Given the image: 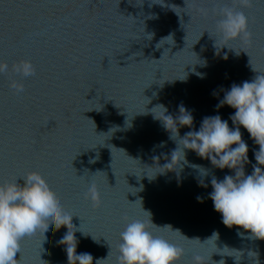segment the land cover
I'll use <instances>...</instances> for the list:
<instances>
[{
	"label": "water",
	"instance_id": "1",
	"mask_svg": "<svg viewBox=\"0 0 264 264\" xmlns=\"http://www.w3.org/2000/svg\"><path fill=\"white\" fill-rule=\"evenodd\" d=\"M212 5L213 0H0V59L11 66L26 57L36 68L20 94L8 86L14 74L0 75V181L39 170L75 215L73 225L86 233H74L76 252L90 253L93 264L107 256L109 246L100 264H116L124 218L143 210L157 225L154 234L183 247L178 264H191L193 254L205 264H264V240L225 226L208 198L209 179H222L230 170L185 149L178 170L146 175L164 171L150 166L166 163L177 147L151 108L163 104L175 115L183 104L196 130L205 116L228 119L234 112L227 105L215 108L221 89L264 73V0H252L243 10L250 38L235 39L218 54ZM198 8L209 12L202 15ZM189 130L179 127L176 139ZM240 130L249 146L244 170L250 174L258 145ZM199 167L207 170L208 187L198 186ZM90 179L102 200L95 210L82 195ZM65 232L61 226L48 242L22 243L18 264H67L64 246L56 243Z\"/></svg>",
	"mask_w": 264,
	"mask_h": 264
},
{
	"label": "clouds",
	"instance_id": "2",
	"mask_svg": "<svg viewBox=\"0 0 264 264\" xmlns=\"http://www.w3.org/2000/svg\"><path fill=\"white\" fill-rule=\"evenodd\" d=\"M251 6L252 0H231L230 4L213 0L210 11L217 17L214 25L219 40V44L214 40L217 54L222 47L229 48V42L237 38L242 41L250 38V18L243 10ZM197 11L207 15L209 9L198 8ZM223 58H227L226 54ZM9 72L14 77L9 79L8 86L14 93L20 94L24 91L23 81L35 76L36 68L31 59L26 57L13 62L11 66L0 59V75ZM258 73L251 80L239 84L233 82L226 90L221 89L223 97L215 108L227 105L234 109L228 119H221L218 113L205 116L196 130H192L191 111L183 104L177 106L175 115L168 113L163 104L151 108L149 111L153 118L159 120L170 133V139L176 140L177 147L171 151L166 163L150 166L164 168V171L146 175L152 178L158 173L178 170L181 162H186L185 149L192 150L201 159H207L215 168H227L231 174L226 173L222 179L213 175L208 181L211 186L208 198L212 201L213 209L220 214L225 226H237L238 235L247 233L250 239L264 240V73ZM212 95L215 96L216 92L213 91ZM229 120L232 127L229 126ZM182 126L190 130L176 139L178 129ZM241 127L246 130L252 143L258 145L257 149H253L255 163L251 165L250 174H245L244 170L245 165L250 163L249 146L242 139ZM175 161L178 163L174 167H166ZM199 172L201 178L197 181L198 186L208 187L203 179L207 170L199 167ZM18 178L23 183H18ZM82 195L84 200L90 202L92 209L101 207V194L94 179L88 181ZM196 199L202 202L200 196ZM73 216L58 201L39 170L31 169L20 177L0 181V264H18L16 254L22 243L48 242L50 234L61 226L66 228V232L56 243L64 246L67 264H93L90 253L76 252L78 240L74 233L81 230L73 225ZM154 225L157 226L146 210L140 216L124 218L116 248V264H178L184 255L183 247L154 234ZM164 226L173 230L170 225ZM81 233L86 234L83 231ZM214 235L217 237L216 233ZM92 239L97 240L93 236ZM109 253L110 246L107 256L97 258L95 264L106 260ZM252 253L249 251L248 256H252ZM191 264H205V261L201 255L193 254Z\"/></svg>",
	"mask_w": 264,
	"mask_h": 264
},
{
	"label": "snow or ice",
	"instance_id": "3",
	"mask_svg": "<svg viewBox=\"0 0 264 264\" xmlns=\"http://www.w3.org/2000/svg\"><path fill=\"white\" fill-rule=\"evenodd\" d=\"M237 39H239V38H237Z\"/></svg>",
	"mask_w": 264,
	"mask_h": 264
}]
</instances>
